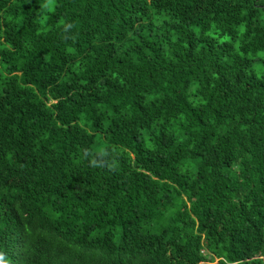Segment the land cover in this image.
<instances>
[{"label": "trees", "instance_id": "trees-1", "mask_svg": "<svg viewBox=\"0 0 264 264\" xmlns=\"http://www.w3.org/2000/svg\"><path fill=\"white\" fill-rule=\"evenodd\" d=\"M0 264H264V0H0Z\"/></svg>", "mask_w": 264, "mask_h": 264}, {"label": "clouds", "instance_id": "clouds-1", "mask_svg": "<svg viewBox=\"0 0 264 264\" xmlns=\"http://www.w3.org/2000/svg\"><path fill=\"white\" fill-rule=\"evenodd\" d=\"M51 2V0H49V3ZM74 25H72V24H70V23H66L65 25H64V28L66 29V28H68V27H73Z\"/></svg>", "mask_w": 264, "mask_h": 264}]
</instances>
